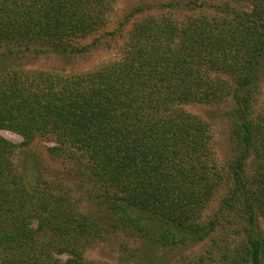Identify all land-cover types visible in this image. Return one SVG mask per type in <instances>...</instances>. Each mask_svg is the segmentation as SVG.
I'll return each instance as SVG.
<instances>
[{
    "label": "trees",
    "instance_id": "trees-1",
    "mask_svg": "<svg viewBox=\"0 0 264 264\" xmlns=\"http://www.w3.org/2000/svg\"><path fill=\"white\" fill-rule=\"evenodd\" d=\"M115 1L0 0V48L84 54L118 35L75 42ZM133 16L120 55L94 69L0 71V128L21 136H0V264H105L87 250L117 232L134 239L122 264H166L204 240L189 264H264V0L146 3L121 25ZM226 100L236 148L221 164L184 104ZM39 140L72 182L19 166L16 149Z\"/></svg>",
    "mask_w": 264,
    "mask_h": 264
},
{
    "label": "rangeland",
    "instance_id": "rangeland-1",
    "mask_svg": "<svg viewBox=\"0 0 264 264\" xmlns=\"http://www.w3.org/2000/svg\"><path fill=\"white\" fill-rule=\"evenodd\" d=\"M165 0H116L113 5V9L108 14L107 21L103 27L92 31L83 38H79L75 42L77 44H85L91 41L95 36L101 34L105 30L116 28L118 35L115 37L106 36L102 38V42L96 47L90 48L84 54H62L55 52L48 48H42L40 51L34 50L35 45H30L29 49L24 46L13 45L10 48V52L7 49L0 48V71L9 67H21L24 69H42L51 71H60L63 73L83 72L94 69L103 63H106L112 59L117 58L120 55V46L125 37L124 33L130 29L132 23L141 18L133 16L127 23L121 25V21L125 19V15L135 6L144 5L146 3L158 4ZM144 14V13H143ZM143 16V15H139ZM122 28V29H121ZM121 29V30H119ZM120 31L123 32L119 33ZM107 39V40H106ZM23 49L24 51H20ZM259 101L264 102V76L259 84ZM231 101L226 100L217 103H200L191 102L184 104L186 110L199 116L205 122L208 123L211 132V145L214 151V156L223 164L226 160L235 153V142L231 137L230 122L227 113L232 108ZM0 136L6 139L19 143L21 136L7 128H0ZM51 142L47 140H39L33 143L29 148L21 150L16 149L14 159L20 167L23 165L29 166L31 160L37 159L41 168L45 173H49V176L60 175L63 176L68 183L74 180V177L66 175V166L56 160L51 159L47 152L46 146ZM70 181V182H69ZM214 200L210 201L208 207L203 210L204 216L207 213L212 212L214 208ZM261 229L264 232V223L260 220ZM230 236H234L231 234ZM229 236V237H230ZM108 239L103 240L93 248L87 250V257L102 261L105 264H122V258L128 257V252L121 251L123 243L128 241L134 242L132 237H127L120 232L114 235H108ZM230 237V238H232ZM207 242H189L186 246H182V250L172 254L169 260L165 261L166 264H189L188 256L194 257L203 253ZM183 253L184 257L180 258V254ZM126 254V255H125ZM62 260L66 258V254L59 255ZM179 257L180 259H177ZM132 264V262L130 263Z\"/></svg>",
    "mask_w": 264,
    "mask_h": 264
}]
</instances>
